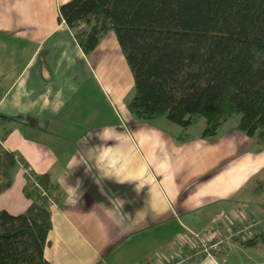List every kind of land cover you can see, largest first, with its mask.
<instances>
[{
    "label": "crops",
    "instance_id": "crops-1",
    "mask_svg": "<svg viewBox=\"0 0 264 264\" xmlns=\"http://www.w3.org/2000/svg\"><path fill=\"white\" fill-rule=\"evenodd\" d=\"M67 1L0 0V114L11 117L0 136L9 130L1 142L26 164L0 210L31 204L27 168L49 173L52 264H164L194 245L191 231L211 234L218 213H263L264 150L228 121L216 136L177 141L180 125L138 120L115 33L85 53L60 19ZM255 237L191 264H264V231Z\"/></svg>",
    "mask_w": 264,
    "mask_h": 264
},
{
    "label": "trees",
    "instance_id": "trees-1",
    "mask_svg": "<svg viewBox=\"0 0 264 264\" xmlns=\"http://www.w3.org/2000/svg\"><path fill=\"white\" fill-rule=\"evenodd\" d=\"M59 11L87 54L115 33L133 73L128 108L138 120L164 116L187 132L184 140L200 117L208 138L240 115L236 129L264 150V0H68ZM8 132L0 136V194L26 165L3 146ZM25 176L27 210H0V264H52L44 256L51 178L30 168Z\"/></svg>",
    "mask_w": 264,
    "mask_h": 264
},
{
    "label": "built area",
    "instance_id": "built-area-1",
    "mask_svg": "<svg viewBox=\"0 0 264 264\" xmlns=\"http://www.w3.org/2000/svg\"><path fill=\"white\" fill-rule=\"evenodd\" d=\"M47 197L49 204H55L52 195L47 194ZM212 222L219 225L211 234L203 235L200 232L191 231L195 238L194 245L164 264H191L201 257H210L218 261L227 244L247 240L264 231V212L237 221H225L223 214L218 213Z\"/></svg>",
    "mask_w": 264,
    "mask_h": 264
},
{
    "label": "rangeland",
    "instance_id": "rangeland-1",
    "mask_svg": "<svg viewBox=\"0 0 264 264\" xmlns=\"http://www.w3.org/2000/svg\"><path fill=\"white\" fill-rule=\"evenodd\" d=\"M167 118L166 117H162L161 119H154V120H151V121H148V123H151V124H153V125H156V123L158 124V125H163V120H166ZM239 119H240V115H235V116H233L226 124H225V126L226 127H224V128H228V127H230L231 125H235V124H237L238 123V121H239ZM169 121V120H168ZM204 125H205V119L204 118H202V117H200V118H198L194 123H193V125L190 127V129H189V136L188 135H186L185 137H189V140L192 138H199L200 137V134H201V130L203 129V127H204ZM184 135H185V133H183ZM181 137H179V139H178V137L176 138L177 139V141L178 140H181L180 139ZM181 141H183V140H181ZM180 141V142H181ZM185 141V140H184Z\"/></svg>",
    "mask_w": 264,
    "mask_h": 264
}]
</instances>
